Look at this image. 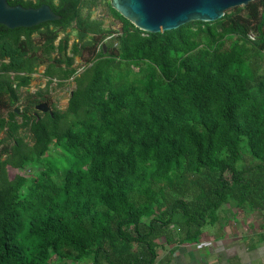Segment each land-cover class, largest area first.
Returning a JSON list of instances; mask_svg holds the SVG:
<instances>
[{"label": "trees", "instance_id": "obj_1", "mask_svg": "<svg viewBox=\"0 0 264 264\" xmlns=\"http://www.w3.org/2000/svg\"><path fill=\"white\" fill-rule=\"evenodd\" d=\"M8 2L62 19L0 25V264H171L232 210L264 217V0L158 34L110 4L123 26L103 28L98 0ZM41 67L45 91L23 98ZM71 79L65 111H36ZM52 146L70 167L48 159Z\"/></svg>", "mask_w": 264, "mask_h": 264}, {"label": "water", "instance_id": "obj_2", "mask_svg": "<svg viewBox=\"0 0 264 264\" xmlns=\"http://www.w3.org/2000/svg\"><path fill=\"white\" fill-rule=\"evenodd\" d=\"M257 0H110L111 7L143 32L158 34L177 30L191 22L212 23L222 19L232 9L246 7ZM62 19L49 5L40 8L11 6L0 0V25L10 30L31 29ZM72 95V94H71ZM36 111L54 115L47 103Z\"/></svg>", "mask_w": 264, "mask_h": 264}, {"label": "crops", "instance_id": "obj_3", "mask_svg": "<svg viewBox=\"0 0 264 264\" xmlns=\"http://www.w3.org/2000/svg\"><path fill=\"white\" fill-rule=\"evenodd\" d=\"M238 210V209H234ZM245 213L241 230L236 233L228 225L204 231L200 242L179 248L171 264H264V217L259 212ZM240 218V217H239ZM166 252H160L165 259Z\"/></svg>", "mask_w": 264, "mask_h": 264}, {"label": "rangeland", "instance_id": "obj_4", "mask_svg": "<svg viewBox=\"0 0 264 264\" xmlns=\"http://www.w3.org/2000/svg\"><path fill=\"white\" fill-rule=\"evenodd\" d=\"M57 2V0H56ZM99 6L94 8L92 11V18L94 20H97L102 23L103 28L105 29H110L114 32H120L122 29V22L120 19L116 18L110 8V0H98ZM69 32H71V42L70 44L73 43V41L76 40L77 38V32L74 31L73 29H70ZM117 36V34H114L113 37ZM36 41H40V36L38 33L34 35ZM61 37H64V35H61ZM113 37L107 38L103 43L106 44H112L114 43ZM252 39H254V36L252 35ZM90 58L89 52H85L82 57H77L76 58V63L75 67L78 70V74L83 73V71L89 66L88 60ZM45 71V67H41L38 70V73L34 75V81L32 82L31 86L29 87V90H23V98H26L28 93L35 94L41 90L45 91L46 86L48 84V79L43 76V73ZM76 88V84L74 82V79H71L67 81L63 86L59 85L58 80H54L52 84L49 87L48 92L46 95L49 97V105L53 107V109H57L60 111H65L68 107L69 99L71 97L72 91ZM23 104L18 105L19 107V117L18 120L21 122L22 121V113H23ZM16 107V109H17ZM2 114L7 115V110H1L0 111ZM65 123L62 124V127H65ZM22 136H27L26 141L30 144L33 145L32 140L30 138V134L27 131H21ZM5 137V133L0 135V139ZM7 144H10L9 142ZM3 149V146L0 147V154ZM66 152L61 148H57L55 146H52L51 152L48 154V159L51 160L52 162H57L61 164L60 166L62 168H68L72 165V160L68 159L66 157ZM6 156L2 158V160H5ZM9 177L10 179H14L16 175H18V171L13 170V169H8ZM27 176H31V179L36 180V175L34 174V171L27 170ZM232 214L236 215V217L240 220L237 221L231 220L229 223V227L232 228L233 232L236 233L241 230V219H243V216L245 213H242L238 210H232ZM240 217V218H239ZM217 227V226H216ZM214 227V228H216ZM213 229L211 227H207L205 231ZM73 264V263H70Z\"/></svg>", "mask_w": 264, "mask_h": 264}]
</instances>
